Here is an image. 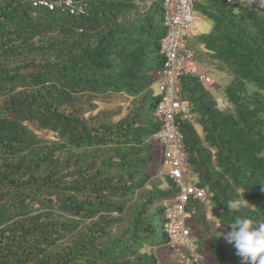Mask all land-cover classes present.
<instances>
[{"label":"trees","instance_id":"trees-1","mask_svg":"<svg viewBox=\"0 0 264 264\" xmlns=\"http://www.w3.org/2000/svg\"><path fill=\"white\" fill-rule=\"evenodd\" d=\"M163 5L0 0V264H163L154 249L168 245L162 200L176 188L147 173L161 128L153 87L164 68ZM194 10L211 24L198 43L203 63L231 77L222 89L231 108L198 76L182 77L193 114L182 125L188 160L216 218L261 222L264 6L194 0ZM122 95L125 114L100 108ZM238 198L248 206L227 210ZM192 208L191 233L203 229L195 264H207L203 234L216 225L201 202ZM218 244L208 258L224 264L229 247Z\"/></svg>","mask_w":264,"mask_h":264},{"label":"built area","instance_id":"built-area-1","mask_svg":"<svg viewBox=\"0 0 264 264\" xmlns=\"http://www.w3.org/2000/svg\"><path fill=\"white\" fill-rule=\"evenodd\" d=\"M226 1L244 6L264 4V0ZM163 7L167 31L161 40L164 68L159 72L157 80L160 92L156 108V117L161 128L156 139L163 148L161 174L173 180L177 190L163 198L162 206L167 218L165 229L168 245L174 249L185 245L191 253L183 255L182 261L195 264L200 257L190 242L191 229L188 220L195 210L189 209L191 200H198L205 205L211 218L216 219V216L213 214V203L208 189L199 184L191 171L182 124L192 114L181 97L179 84L182 77L190 75L198 76L202 82L210 79L196 61L195 50L189 40L192 26L200 19L194 10V0H164Z\"/></svg>","mask_w":264,"mask_h":264},{"label":"rangeland","instance_id":"rangeland-1","mask_svg":"<svg viewBox=\"0 0 264 264\" xmlns=\"http://www.w3.org/2000/svg\"><path fill=\"white\" fill-rule=\"evenodd\" d=\"M262 6H264L262 4ZM210 22L207 20V18L201 16L200 20H197L194 25L192 26L190 32H189V40H190V44L192 45V47L195 50V58L196 61L199 63L201 60H204L207 57V53H206V49L204 48L203 45L199 44V40H198V36L201 33L206 32V29L210 28ZM204 67V66H201ZM206 71V73L209 75L210 77V81L207 83V86L209 88L214 89V95L217 99V103L218 106L224 110H229L231 108V104L229 102V100L227 99V97L225 96V94L222 92V88L223 86L231 81V77L228 74H224L222 71L219 72L217 70H215V68L206 65L204 67V69ZM216 78L217 81H215L217 84H213L214 82V78ZM214 79V80H213ZM154 90L156 91L157 94H159V87L157 85V83H155V86L153 87ZM130 105V97L122 95V96H117L114 99H112L111 102H103L102 104H100V108H105V107H117L120 106L122 108V113L125 114ZM152 143L155 145V149L153 150V161L150 163L148 169H147V173H149L151 175V182L158 185L160 188L166 190L169 189L171 186V183L168 181V178L165 177L164 175L161 174V170H162V161H163V148L162 146L159 144V142L153 138ZM151 183V184H152ZM149 187H151V185H149ZM202 221V220H201ZM229 228H225V229H217L216 226H213L211 228V231L206 232L204 235V238L206 239V246H205V250H204V259L206 260L207 264H215L216 259L215 257L211 256L208 258L209 256V251L211 248V242L213 244H220V241L224 242L225 245H227V247H229V249L225 252V262L224 264H241V257H239L238 260H233L232 259V255L233 253L236 251V249L234 248V246H230L231 244L228 243L223 235H220V233H226L227 231H229ZM200 232H203V229L201 228L199 230ZM199 231H193L192 230V234L190 237V242L192 244H194L195 248L197 247V245L201 244V241H203V239H200V235L201 234ZM218 244V245H219ZM157 251L158 257L161 260V262L163 264H186L182 261V257L183 255H188L189 253H191V251L189 250V248H187L185 245L180 246L177 249L171 248L168 245H156L154 248ZM201 256V255H200ZM201 258H203V256H201Z\"/></svg>","mask_w":264,"mask_h":264},{"label":"clouds","instance_id":"clouds-1","mask_svg":"<svg viewBox=\"0 0 264 264\" xmlns=\"http://www.w3.org/2000/svg\"><path fill=\"white\" fill-rule=\"evenodd\" d=\"M237 6H240V5H237ZM241 6H244V5H241ZM258 6H262V5H258ZM245 7H254V6H245ZM199 18H201V17L199 16ZM201 69L203 72L206 73V71L203 70L202 67H201ZM207 76H208V74H207ZM209 79H210V77H209ZM208 82H203V83L206 84ZM187 105L189 107L188 103H187ZM189 112H190V110H189ZM192 116H193V114H192ZM191 118H188V119H191ZM162 153H163V151H162ZM174 186L176 188L175 183H174ZM176 190H177V188H176ZM208 192H209V189H208ZM248 204H249V200L246 198L232 199V200H228L225 203L227 210H229L231 212H239V210L242 207H247ZM222 217H223V215L217 216V218L213 220V223L216 225L217 229L220 228L221 226H224V225L228 226V228L230 230L227 231L226 233H220V235H223L224 239L228 243H230L234 246V248L236 249V254L239 257H241V264H264V221L258 222L251 217L241 216V215H236L231 220H225ZM194 248H195V246H194ZM195 252H196V248H195ZM199 257H200L199 261H202V258L200 255H199ZM199 261H197V262H199Z\"/></svg>","mask_w":264,"mask_h":264},{"label":"crops","instance_id":"crops-1","mask_svg":"<svg viewBox=\"0 0 264 264\" xmlns=\"http://www.w3.org/2000/svg\"><path fill=\"white\" fill-rule=\"evenodd\" d=\"M209 26H210V28H211V25H209ZM210 28H209V29H210ZM204 29L206 30V32L209 30V29H206V28H204ZM191 46H192V45H191ZM199 64H200V66H204V67L206 66V65L203 63V60H201V61L199 62ZM204 67H202V68L204 69ZM208 76H209V75H208ZM216 78H217V77L214 78L215 80L213 79V80H214V81H213V82H214V83H213L214 85L217 84V83L215 82V81H217ZM206 85H207V83H206ZM207 87H208V86H207ZM213 87H214V86H213ZM213 87H212V88H209V87H208V88H209V90L214 94V89H215V88L213 89ZM222 89H223V88H222Z\"/></svg>","mask_w":264,"mask_h":264}]
</instances>
